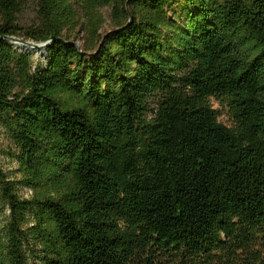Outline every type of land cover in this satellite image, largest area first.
Returning a JSON list of instances; mask_svg holds the SVG:
<instances>
[{"label": "trees", "instance_id": "trees-1", "mask_svg": "<svg viewBox=\"0 0 264 264\" xmlns=\"http://www.w3.org/2000/svg\"><path fill=\"white\" fill-rule=\"evenodd\" d=\"M0 136V264H264V0H0Z\"/></svg>", "mask_w": 264, "mask_h": 264}, {"label": "rangeland", "instance_id": "rangeland-1", "mask_svg": "<svg viewBox=\"0 0 264 264\" xmlns=\"http://www.w3.org/2000/svg\"><path fill=\"white\" fill-rule=\"evenodd\" d=\"M97 12L105 20L103 27L99 29V33L104 34L112 28L111 24L109 23L110 10L108 8H102L100 10H97ZM34 18H35L34 6L33 3L30 2L28 8L25 11L24 17L20 19V24L22 26H30L34 21ZM84 23L85 22L83 21L82 15L79 13L78 26L76 27L74 33H72V39L75 40L74 43H76L79 48H81L83 44L87 43L90 39L89 34L84 29ZM29 43H33V42H29ZM33 61L35 65L43 64L45 62V56L35 55L33 56ZM211 105L217 113L218 121L228 128H233L235 124L229 103L224 100L223 101L212 100ZM8 148H9L8 141L3 140V138L0 136V166L5 172L14 175V178L17 179L20 177V175L17 173V166L15 162L11 161L10 158L3 153V152H7ZM22 195L25 198H27L29 194H27V192L23 190ZM1 209L2 208L0 205V219H2L1 216L3 215ZM0 223H2V221H0Z\"/></svg>", "mask_w": 264, "mask_h": 264}, {"label": "water", "instance_id": "water-1", "mask_svg": "<svg viewBox=\"0 0 264 264\" xmlns=\"http://www.w3.org/2000/svg\"><path fill=\"white\" fill-rule=\"evenodd\" d=\"M1 40L8 41L16 47L18 46V44H21L24 49L33 47L35 50H40V51H44L52 42V41H47V42H44L41 44H36V43L24 42V41L16 39V38H7V37L1 38ZM60 41H62V40H60ZM72 44L77 46L76 43H72Z\"/></svg>", "mask_w": 264, "mask_h": 264}, {"label": "bare ground", "instance_id": "bare-ground-1", "mask_svg": "<svg viewBox=\"0 0 264 264\" xmlns=\"http://www.w3.org/2000/svg\"><path fill=\"white\" fill-rule=\"evenodd\" d=\"M18 45H21V44H18ZM22 46V45H21ZM19 47V46H18ZM30 48H33V47H30ZM38 52V51H37ZM40 54V53H39ZM35 55V54H34Z\"/></svg>", "mask_w": 264, "mask_h": 264}]
</instances>
